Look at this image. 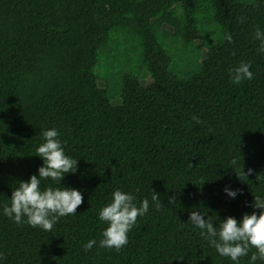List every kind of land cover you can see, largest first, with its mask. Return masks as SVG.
<instances>
[{
    "label": "trees",
    "instance_id": "1",
    "mask_svg": "<svg viewBox=\"0 0 264 264\" xmlns=\"http://www.w3.org/2000/svg\"><path fill=\"white\" fill-rule=\"evenodd\" d=\"M198 15L221 25L224 39L207 49L195 73L179 78L153 28L167 24L182 40L197 39ZM257 26L264 31V0H0V203L17 180L36 174L42 161L34 149L49 127L77 161L60 183L83 197L75 215L60 217L48 232L0 215V264H232L186 221L192 210L214 223L216 216L239 220L253 211V197H264ZM115 28L139 36L151 78L143 84L126 74L118 104L94 72ZM241 61L251 63L254 78L236 85L229 69ZM232 159H241L246 177L236 167L237 177ZM225 185L240 190L234 199ZM115 188L134 194L137 204L149 199V211L119 251H84L89 238L99 239L96 213ZM152 190L159 210L151 207Z\"/></svg>",
    "mask_w": 264,
    "mask_h": 264
},
{
    "label": "clouds",
    "instance_id": "2",
    "mask_svg": "<svg viewBox=\"0 0 264 264\" xmlns=\"http://www.w3.org/2000/svg\"><path fill=\"white\" fill-rule=\"evenodd\" d=\"M254 39L258 41L257 53L264 54V31L258 26L254 29ZM250 68L251 63L246 61L230 68V82L239 85L242 81L252 80L254 73ZM192 119L200 123L195 116ZM34 154L42 161L36 174L29 175L27 180L16 181L7 203H0V215L17 225L27 224L48 232L60 217L75 215L82 203V193L78 189L60 183L66 174L76 171L77 161L65 153L60 133L55 127L40 130ZM230 167L233 170L239 167L240 173L246 177L241 159H232ZM248 171L251 172V169ZM235 173L238 177L237 171ZM42 180H50L51 184L42 187ZM222 191L234 199L240 190L225 185ZM174 197L175 194L168 197L169 204H175ZM150 200L151 207L159 210L161 201L154 190ZM250 206L253 211L242 213L239 220L230 215L223 219L216 216L214 223L199 210H192L188 212L186 222L199 230V235L220 257H226L232 264H240V258L247 256L249 264H256L257 260L264 261V197H253ZM149 207V199H141L137 204L134 194L120 188L113 189L109 201L101 205L96 213L102 225L99 239L89 238L82 244L83 250L90 251L95 245L119 251L128 243V233L136 224L137 217L145 216ZM250 248L256 251L249 255Z\"/></svg>",
    "mask_w": 264,
    "mask_h": 264
},
{
    "label": "rangeland",
    "instance_id": "3",
    "mask_svg": "<svg viewBox=\"0 0 264 264\" xmlns=\"http://www.w3.org/2000/svg\"><path fill=\"white\" fill-rule=\"evenodd\" d=\"M251 3L252 0H238ZM180 12V4L173 6ZM199 32L197 39L182 40L173 34L171 26H155L153 33L157 43L170 57L169 70L179 78H187L199 68L205 52L212 45L224 39V30L216 22L208 20L207 15H198L195 19ZM94 72L100 85L106 88L112 103H121L118 96L123 77L126 74L137 75L141 83L146 84L151 78L143 62L140 38L133 31L115 28L109 33L107 43L98 50Z\"/></svg>",
    "mask_w": 264,
    "mask_h": 264
}]
</instances>
